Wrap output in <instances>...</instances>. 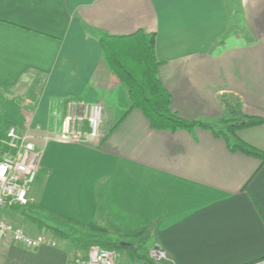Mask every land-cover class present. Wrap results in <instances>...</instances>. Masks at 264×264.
Segmentation results:
<instances>
[{
  "label": "crops",
  "instance_id": "crops-1",
  "mask_svg": "<svg viewBox=\"0 0 264 264\" xmlns=\"http://www.w3.org/2000/svg\"><path fill=\"white\" fill-rule=\"evenodd\" d=\"M140 30L156 34L158 77L173 112L213 124L235 98L245 115L264 119V0H0V93L39 82L29 132L45 141L36 145L33 203L2 216L32 237L45 234L24 215L30 208L125 234L145 230L149 250L168 254L160 264H264L262 159L231 150L208 129L154 130L140 110L120 122L131 102L100 38ZM80 101L103 106L102 138L44 140ZM236 137L264 152V124ZM52 239L55 247L36 249L7 240L0 264L78 261L69 242Z\"/></svg>",
  "mask_w": 264,
  "mask_h": 264
},
{
  "label": "trees",
  "instance_id": "trees-1",
  "mask_svg": "<svg viewBox=\"0 0 264 264\" xmlns=\"http://www.w3.org/2000/svg\"><path fill=\"white\" fill-rule=\"evenodd\" d=\"M100 44L105 62L110 71L127 89L131 102V108L120 122L130 111L140 110L154 130L177 132L192 131L196 128L208 129L217 137L224 138L231 150L241 151L249 156L262 159L264 162V152L236 137L238 130L262 126L264 119L245 115L238 99L226 98L224 100L226 115L213 124L188 121L172 111L171 94L158 77L159 61L155 50V33L148 34L140 30L129 36L104 35L100 38ZM15 126L18 127L16 122L15 124L9 123L7 130ZM6 137L5 131L0 132V138L6 139ZM62 218L67 225L64 229L55 228V234L60 239L71 241L77 251L86 253L93 246L117 252L121 249H128L120 246L121 239L140 237L145 232V230L130 231L126 234L118 232V238L115 239L110 237L111 231L103 227L84 224L67 217ZM34 219L38 220V218ZM80 228L86 231H81ZM78 258V261H85L88 256Z\"/></svg>",
  "mask_w": 264,
  "mask_h": 264
},
{
  "label": "built area",
  "instance_id": "built-area-1",
  "mask_svg": "<svg viewBox=\"0 0 264 264\" xmlns=\"http://www.w3.org/2000/svg\"><path fill=\"white\" fill-rule=\"evenodd\" d=\"M68 118L62 125V135L55 140L64 143L80 144L89 140L102 138L103 106L96 102H73L68 105ZM86 120L89 125V135L81 138L76 133L74 125ZM10 152L0 159V252L7 240L21 244L27 248L36 249L44 245L56 246L52 238L46 235L32 237L23 227L17 226L2 216L7 208L16 206L27 207L33 203L31 192L40 171L42 152L34 142L29 130H24L19 137L17 128L12 127L8 134ZM54 138H45L49 141ZM156 262L169 260L165 250L155 248L150 253ZM121 255L117 251L92 247L85 261L75 264H119Z\"/></svg>",
  "mask_w": 264,
  "mask_h": 264
},
{
  "label": "rangeland",
  "instance_id": "rangeland-1",
  "mask_svg": "<svg viewBox=\"0 0 264 264\" xmlns=\"http://www.w3.org/2000/svg\"><path fill=\"white\" fill-rule=\"evenodd\" d=\"M38 84L39 82H33L31 80H25L21 86H19L16 90L12 91H4L0 93V123L3 122L6 124V127H4V131L6 133V139L5 142L2 143L4 145V152L2 153V156L6 153L10 152V147L7 145L8 143V124L14 123L18 125L17 128V134L19 137L22 135V132L24 130H31L29 125L32 117V112L34 111L35 105L38 100L37 91L38 90ZM89 102V101H87ZM69 113L67 112L65 116L63 117L62 125L65 122V120L68 118ZM221 120V119H220ZM219 120V121H220ZM2 123V124H3ZM104 124V116H103V123L102 128ZM20 126V127H19ZM74 130L76 133L81 134L82 136L89 135V125L86 120H82L78 122L76 125H74ZM31 132V131H30ZM62 135L60 132L58 135H47L48 138H59ZM46 137V138H47ZM43 142V141H42ZM57 141H51L49 145H56ZM36 145H45V141L43 143H35ZM69 144H75V143H69ZM2 158V157H1ZM34 186V185H33ZM33 189V188H32ZM31 213V216L27 213ZM24 215L26 218L33 222L34 224H39L40 228L44 230V234L47 236H50L52 238L56 237L57 239H60L57 234H55L54 229H64L67 225L66 221L58 220L56 218H53L48 213L42 211L38 212L35 211L33 208H30L28 211L24 212ZM38 218V220H35L34 218ZM40 221V222H38ZM81 231H86L83 228H80ZM111 231L110 237L112 238H118L117 233L123 232L120 231L118 228L115 227L114 230ZM61 241H67L69 242L73 247L71 241L60 239ZM122 242H128L132 243L137 246L136 249L128 248V249H121L118 251V253L121 255L120 263L121 264H137L140 262H144L146 264H160V263H166V262H156L151 258V251L149 250L151 240L150 239H144L141 236L140 237H129L126 239H121ZM68 243V244H69ZM93 247H99V246H93ZM92 248V247H91ZM90 248V249H91ZM74 258L73 261L76 260L78 257H86L88 256L89 252H83V251H77L74 247ZM90 251V250H89ZM76 263V262H75Z\"/></svg>",
  "mask_w": 264,
  "mask_h": 264
},
{
  "label": "water",
  "instance_id": "water-1",
  "mask_svg": "<svg viewBox=\"0 0 264 264\" xmlns=\"http://www.w3.org/2000/svg\"><path fill=\"white\" fill-rule=\"evenodd\" d=\"M120 246L123 248H137L136 245L132 244V243H128V242H121Z\"/></svg>",
  "mask_w": 264,
  "mask_h": 264
}]
</instances>
